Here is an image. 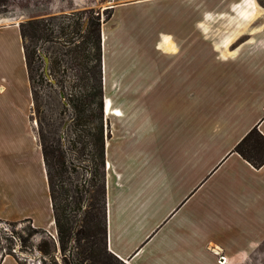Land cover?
Listing matches in <instances>:
<instances>
[{"label":"crops","instance_id":"1","mask_svg":"<svg viewBox=\"0 0 264 264\" xmlns=\"http://www.w3.org/2000/svg\"><path fill=\"white\" fill-rule=\"evenodd\" d=\"M239 1H123L100 25L106 246L125 264H256L264 256V163L256 168L233 151L254 125L264 135V36L252 23L236 26ZM215 15L231 23L207 38L217 29L204 22ZM3 27L0 53L6 44L23 89L19 125L3 121L0 207L31 205L16 217L52 235L23 41L16 24ZM107 100L119 113H105Z\"/></svg>","mask_w":264,"mask_h":264},{"label":"rangeland","instance_id":"2","mask_svg":"<svg viewBox=\"0 0 264 264\" xmlns=\"http://www.w3.org/2000/svg\"><path fill=\"white\" fill-rule=\"evenodd\" d=\"M123 1L130 0H6V6H0V31L6 30L3 26L10 24H16L19 29V24L30 18H40L46 23V30L49 33L48 39L37 38L33 42L30 38L23 39L21 37L23 44H26L29 49L34 48L36 50V55L30 60L29 69L26 66L30 91L32 93L29 119L40 148L42 143L48 148H51L52 154L50 153V158L54 167L56 166L57 155L65 157L67 169L59 175V180L61 179L64 186L68 188L69 196L66 201L70 204L72 203V207H74L76 194H79L82 204L80 211H73L72 213L74 215V229L79 226L84 207H87L91 201L90 194L92 192V186L90 168L93 165L90 160V150H92L93 146L89 144L86 150L81 151V143L74 142L76 137L72 129L74 112L68 104V101L70 93L79 95V91H82L79 85L82 84L81 76L83 71L78 64L79 59L74 58L68 49L73 44L81 42L79 33L83 32L88 22V17L97 15L99 21L102 23L106 21L105 17L110 13L109 7ZM256 1L264 8V0ZM263 11L264 9L260 11L255 21L250 22L253 25L249 28L251 29L255 26L253 32L259 37L261 35L264 36L263 26L260 25L264 23ZM230 19V15H215L207 19L204 23L209 24L210 28H216L219 31L216 30L215 34L211 33L209 36L205 33V37L221 38V29H223L224 25H230ZM77 22H82L80 31L75 29ZM62 26H65V29H62ZM258 28H262L261 31ZM8 31L10 32V30ZM2 36L3 40L7 42L9 35L3 33ZM68 39H72L74 43H70ZM0 41H2L1 37ZM2 46L6 48L4 50L1 49L0 53V88H2L0 89V155L4 149V140L8 137V128L5 129L3 127V121L19 125L18 112L15 108L16 106H20L19 104L22 101L20 97L23 89L20 78L18 77L19 69L15 58L12 53L7 52L6 44H2ZM44 56L48 57L47 73L44 72ZM54 60H58V68H54L52 63ZM29 76L31 77L30 79ZM102 118L103 138L105 139L108 134V122L104 119L103 114ZM11 131L17 136L21 134L20 126L12 127ZM78 132L80 134L81 131ZM56 147L57 153L54 150ZM98 197H100L99 194ZM99 205L100 207L102 206L101 199L100 201L98 200L97 206ZM38 208L41 207L38 206ZM31 210L35 211L27 203H14V205L9 207H0V218L18 220L19 217L16 216L21 212ZM21 218L26 217H20L19 219ZM27 225L26 222L17 223L14 226V230L20 235L28 236L30 230ZM0 226L3 229L12 228L10 227L11 225L1 221ZM51 236L55 240L57 248L50 256H42L41 252L31 244L29 246H32V248L24 246L20 248L21 242L18 239L14 244L13 250H15L16 255L21 259L23 264H51V261H57L58 264H63V255L60 252L57 241V231L52 233ZM41 239H44V234L37 232L30 241L35 245ZM73 245L74 242L72 241V244L68 247L69 249L64 251V258L71 262L75 261L76 256V248ZM4 258V264H19L12 255H5ZM256 264H264V256Z\"/></svg>","mask_w":264,"mask_h":264},{"label":"trees","instance_id":"3","mask_svg":"<svg viewBox=\"0 0 264 264\" xmlns=\"http://www.w3.org/2000/svg\"><path fill=\"white\" fill-rule=\"evenodd\" d=\"M0 6H6V0H0ZM112 7H109L110 13L105 17L106 20L111 15ZM100 25L101 22L97 15L88 17V22L83 32L79 33L81 42L73 44L68 49L74 58L79 59L78 64L83 71L81 76L82 84L79 85L82 91H79V95L70 93L68 101L74 112L72 126L73 132L76 134L74 142L81 143V151L86 150L89 144L93 146L92 150H90V160L93 165L90 168L91 201L87 207H84L81 221L76 229L73 227L74 215L72 213L73 211L81 210V197L79 194H76L74 207H72V203L70 204L66 201L69 196L68 188L64 186L61 179L59 180V175L67 169L65 157L57 155L56 166L54 167L50 158V153L52 154L51 148H48L44 143L41 146L48 194L57 231V241L60 252L63 255V264H83V262L85 264H125L109 252L106 246ZM81 26L82 22H77L75 29L80 31ZM62 29H65V26H62ZM19 31L23 39L30 38L33 42L37 38L48 39L49 36L46 30V23L40 18H30L25 22H21L19 24ZM68 40L70 43H74L72 39ZM23 49L26 66L29 69L30 60L36 55V50L34 48L29 49L26 44H23ZM81 58L82 60L80 61ZM52 63L54 68L59 67L58 60H54ZM78 131H81L80 134ZM54 150L56 151L57 147ZM233 151L237 152L252 166L256 168L260 167L264 163V135L254 125L236 143ZM98 194L100 197H98ZM100 199L102 201L101 207L100 205L97 206ZM0 221L12 227L11 229H3L0 226V264L5 255H12L19 264H23L21 259L16 255L15 250H13L17 239L21 242L20 248H23V246L32 248V246H29L31 244L41 252L42 256H50L57 248L53 237L44 228L34 226L30 217L18 220L0 218ZM20 222L28 224L27 226L30 230L28 236L20 235L14 230V226ZM37 232H42L44 239H41V241L34 245L30 240ZM72 241L74 242L73 247L76 248L75 261L73 262L64 258V251L69 249L68 247H70ZM51 264H58V262L51 261Z\"/></svg>","mask_w":264,"mask_h":264},{"label":"bare ground","instance_id":"4","mask_svg":"<svg viewBox=\"0 0 264 264\" xmlns=\"http://www.w3.org/2000/svg\"><path fill=\"white\" fill-rule=\"evenodd\" d=\"M235 9L237 12L236 26L241 28L252 22L258 17V14L262 10V7L257 3L256 0H242L236 3ZM251 25V24H250ZM261 25V24H260ZM249 27V26H248ZM257 30V29H256ZM227 41H230V37H227ZM168 42V41H167ZM173 46V44H172ZM106 113H119L117 109L111 110L110 101L106 102Z\"/></svg>","mask_w":264,"mask_h":264},{"label":"built area","instance_id":"5","mask_svg":"<svg viewBox=\"0 0 264 264\" xmlns=\"http://www.w3.org/2000/svg\"><path fill=\"white\" fill-rule=\"evenodd\" d=\"M216 254H220L218 251H216ZM218 261L220 262V263H223L224 261H225V258H224V256L223 255H219L218 256Z\"/></svg>","mask_w":264,"mask_h":264},{"label":"water","instance_id":"6","mask_svg":"<svg viewBox=\"0 0 264 264\" xmlns=\"http://www.w3.org/2000/svg\"><path fill=\"white\" fill-rule=\"evenodd\" d=\"M44 60H45V68H44V72L47 73L48 57H47V56H44Z\"/></svg>","mask_w":264,"mask_h":264}]
</instances>
